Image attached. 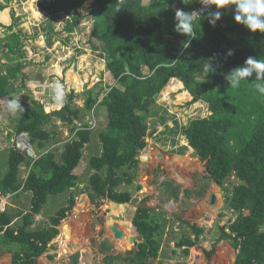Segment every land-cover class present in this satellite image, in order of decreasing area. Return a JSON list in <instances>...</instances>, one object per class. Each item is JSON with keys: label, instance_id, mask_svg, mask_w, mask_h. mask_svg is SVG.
<instances>
[{"label": "trees", "instance_id": "1", "mask_svg": "<svg viewBox=\"0 0 264 264\" xmlns=\"http://www.w3.org/2000/svg\"><path fill=\"white\" fill-rule=\"evenodd\" d=\"M85 3L87 7L82 15L89 10L90 14L86 17L74 15L63 33L72 35L82 19L93 17L88 45L91 39L100 40L103 45L100 52L114 82L105 89L107 92L99 103L100 94L94 95L93 90L84 92V108L93 111L98 105L105 115L107 128L98 134L100 155L89 160L92 174L85 190L89 202L97 205L109 201L116 206L131 202V194L119 192V189L135 183L138 158L146 148L147 133L151 134L148 120L154 118L153 109L166 85L177 81L192 96L191 103L201 101L208 106V117L190 120L182 130L195 157L205 163L207 179L221 189L231 178L237 182L225 202L238 217L218 229V241L227 242L234 251L233 264H264V124L252 127L254 113L251 108L249 113L240 114L238 118L237 112L246 105L244 98L247 95L241 91V85L232 88L227 80L231 71L243 66L248 57L264 60V33H253L237 24L234 5L222 10L221 19L214 26L208 21V13L215 11V7L194 22V35L178 33L175 11L192 12L201 5L200 0H150L147 6L143 0H53L50 7L39 5L38 8L44 12L53 9L59 15L80 9ZM12 5L16 8L18 1L0 0V13L9 10L10 17L9 26H0L7 36L2 49L8 63L0 67V100L9 97L10 88L19 76L23 82L28 81L23 73L27 66L23 60V43L33 37L26 38L17 29L22 19L16 17ZM3 17L1 21L5 23L6 14ZM62 44L68 46L69 37L62 40ZM144 48L151 53L141 63L139 55ZM229 50L233 52L232 56L227 55ZM143 66L149 75H142ZM200 76L205 77V83L198 79ZM21 87L25 89V84ZM74 100L71 91L62 105L48 114L43 105L31 100L23 114L13 119L14 127L7 133L13 139L27 135L28 144L41 152L32 160L26 151H20L13 144L8 150L6 173L0 179V197L20 191L31 195L28 212H18L12 217L6 208L0 213V248H17L15 252L8 250L9 254H14L12 264H36L59 235L57 227L66 229L71 216L67 217L73 209L74 215L80 216L87 208L86 197L81 199L83 205L78 209L75 197L70 195L66 206L59 209L47 225L31 230L35 217L41 214L49 197L76 188L78 177L74 172L84 149L92 141L87 125L76 127L82 112L74 107ZM53 119L68 127L73 136L64 145L59 162L53 153L47 152L48 144L57 137L56 132L47 129ZM22 164L29 171L20 183ZM142 165V170L146 171V164ZM164 187L172 199L179 198L180 187L171 183ZM183 196L188 199L192 192L184 191ZM14 219H21V225L13 227ZM178 222L183 224L182 220ZM132 225L138 236L134 251L126 255H109L105 242L100 247L103 264H150L157 260L160 226L151 211L140 205ZM189 229L193 238L183 236L175 243V248L182 250L186 258L204 233L196 225ZM68 233L72 235L71 229ZM214 255L213 244L210 252H204V257L209 261ZM68 264H78L77 257Z\"/></svg>", "mask_w": 264, "mask_h": 264}, {"label": "rangeland", "instance_id": "2", "mask_svg": "<svg viewBox=\"0 0 264 264\" xmlns=\"http://www.w3.org/2000/svg\"><path fill=\"white\" fill-rule=\"evenodd\" d=\"M17 1L18 5L27 7L29 0ZM36 1L32 5L38 17L33 18L29 22L30 14H25L26 12L21 10L19 6L14 8L16 17L21 18V21H25L27 25L26 31L18 25L17 29L26 38H30L32 34L35 36H32L31 40H25L23 43V60L27 65L23 73L28 77V81L23 82L22 77L19 76L13 87L10 88L9 97L0 100V179L6 173L8 150L11 149L13 144H17L16 139L7 135L14 127L13 119L18 115L8 109L7 105L10 99L19 98L24 110L30 105L31 100H35L43 105L45 113L48 114L53 109L60 107L65 97L72 91L75 97L74 107L79 108L82 112L81 120L76 123V127L87 125L92 134V141L84 149L82 160L74 172L78 177L76 188L63 195L49 197L41 214L35 217L31 230H38L47 225L55 213L66 206L70 195L75 197L78 209L83 205L81 199L86 197L87 208L80 216H75V208L73 209L67 217L71 216L66 229L59 230L60 225L57 227L59 235L49 244L44 256L38 259L36 264H68L73 257H77L78 264H85V262L88 264H103L104 256L100 252V247L105 242L108 243L107 252L109 255H126L133 252L138 236L134 233L132 220L140 205L151 211L152 217L160 226L159 235L157 236L160 243L159 257L150 264H233L235 253L227 242L218 241V229L238 217L237 214L228 209L225 202L230 196L232 187L237 182L231 178L226 181L222 189L218 188L207 179L205 163L196 158L194 153L185 158L180 157L187 151L184 148H180L179 139L183 131H181L182 129L178 131L173 124H169L166 121L167 114L164 107L178 111V114L184 117L186 122L208 117L209 112L208 106L203 102L191 103L193 101L192 96L177 81L173 80L174 83L172 85H166L153 109L154 118L148 120V130L151 127V131L154 132L158 128L164 127L163 123L166 122L167 126L169 125V131L166 130L168 133H163L162 136L155 139H152L147 133L146 148L140 153L138 158L139 167L136 181L131 186L124 185L119 189V192H128L132 196L129 204L118 205L122 207L121 216L113 211L110 213L111 202L109 201H103L97 205H92L89 202L85 194L89 177L92 174L89 160L100 155L101 146L98 141V134L105 132L107 128L105 115L98 105L93 111H87L84 108V92L93 90L94 95L100 94L99 103L104 93L107 92L105 89L112 86L114 82L107 73L105 59L100 52L103 47L100 40L97 38L91 39L92 42L88 45L93 17L82 19L72 35L62 34L64 25L69 23L68 21L74 15L84 14L87 4L85 3L82 8L73 12L56 15L51 8L49 12L41 11L38 8L39 5L44 6L42 4L44 0ZM149 2L150 0H143V4L146 6ZM88 12L82 17L88 16L90 10ZM2 18H4L3 12L0 14V26L5 25L1 22ZM47 18L48 23L56 31L61 30V33H54L55 36L58 35L59 37L56 38L53 34H50V30L44 27ZM45 31L49 32L44 34ZM67 37H69V45L63 47L62 40ZM47 38L49 42H47ZM57 39H59L58 41H60L62 46L59 45ZM6 41V33L0 28V67L5 65L7 61L5 59L6 54L2 49V45ZM41 47H44L43 50ZM93 48L96 50H92ZM45 51L51 54L49 55L51 58L49 56V58H46L42 54ZM150 53L148 49L144 48L139 55L140 62L142 63L143 61L144 63ZM39 55L43 59L39 60L37 58ZM79 57H88L91 67L86 68V65H84V68L80 70L77 65V58ZM9 64L11 65L12 63ZM86 71H89L88 84L81 91H74L68 86L66 79L70 72L76 75H83V72ZM141 73L143 76L149 75L148 69L144 66L141 67ZM198 79L201 82H206L203 76ZM23 83L25 84V89L21 87ZM100 83L103 84L100 85ZM256 83L259 82L256 81L255 73L247 78V82H241V91L246 93L245 96L247 95L246 97L242 96L245 97L244 104L246 105L243 106L240 113L237 112V116L240 118V114L249 113L251 108L254 113L251 121L253 128L258 124H264V95L257 91ZM57 84L61 88L54 95L53 87ZM47 129L57 133V137L48 144L47 152L53 153L59 162L64 145L71 141L73 136L68 127L54 119L47 126ZM178 148L180 149L177 150ZM32 150L36 157L41 154L36 149L32 148ZM172 150L175 151L169 153ZM142 163L146 164V171L142 170ZM200 163L203 165L204 172ZM28 171L29 168L22 164L19 174L20 183L25 180ZM168 183H171L174 187H180L181 194L177 200L172 199L169 191H166L164 186ZM184 191L192 192V196L188 199L184 198ZM211 198L216 200L213 205L210 204ZM30 199L31 195L29 193L21 191L10 195L7 200L9 214L14 217L18 212H28ZM188 217L191 218L189 222H187ZM208 219H210L209 222ZM179 220H182L183 224H180ZM197 220L201 222L199 226L197 225ZM19 225H21V219H14L13 227ZM112 225H115L123 233V239L115 240L113 238L110 232V226ZM191 225L202 228L204 233L200 237L199 244L190 250L189 257L186 258L182 250L175 248V243L183 236L193 238L189 229ZM70 229L72 235L68 233ZM132 238H134V245L130 243ZM213 244L215 245V255L209 261H206L204 252H210ZM16 249L15 246L0 248V263L5 264V260L8 257H13L14 254H9L8 250L15 252ZM33 263L35 264V262Z\"/></svg>", "mask_w": 264, "mask_h": 264}, {"label": "clouds", "instance_id": "3", "mask_svg": "<svg viewBox=\"0 0 264 264\" xmlns=\"http://www.w3.org/2000/svg\"><path fill=\"white\" fill-rule=\"evenodd\" d=\"M205 8L215 7V11L208 13V21L211 25H215L221 19L222 10L230 6H235L234 19L237 24L244 25L250 32L264 33V0H200ZM198 17H202L200 12H186L182 9L175 11V30L185 36L194 35L193 25ZM232 56L231 50L227 53ZM206 69L210 70L207 63ZM256 74V89L264 95V60L248 57L243 66L234 68L227 76L230 87L238 88L242 81L247 82V78ZM61 86L54 85V95L59 92ZM8 109L15 114H23L24 108L19 102V98L10 99L8 101Z\"/></svg>", "mask_w": 264, "mask_h": 264}, {"label": "bare ground", "instance_id": "4", "mask_svg": "<svg viewBox=\"0 0 264 264\" xmlns=\"http://www.w3.org/2000/svg\"><path fill=\"white\" fill-rule=\"evenodd\" d=\"M34 2H37L36 0H29L27 2V7H25L24 5H18L21 10L25 11L26 13L25 14H30L31 17L29 18L28 22L30 20H32L33 18H36L38 17L35 13V8L34 6L32 5ZM19 27L23 28L24 31H26V28H27V25L25 24V21H20L18 24H17ZM42 54H47V55H51L49 52H44ZM37 58L40 59H43L41 58V55H39ZM77 65L79 66V69L82 70L84 68V65H86V68H90L91 67V62L90 60L88 59V57H79L77 58ZM39 62V61H38ZM85 68V69H86ZM84 74L83 75H76V74H73V73H69L68 77H67V83H68V86L72 89H74V91H81L85 85L88 84V76H89V71H86V72H83ZM172 106V105H171ZM165 111H166V114H167V120L169 122V124H173L177 129L178 131L179 130H183L185 127H186V120L184 117H181L179 114H178V111H175L174 109H171V108H168V107H164ZM166 119V118H165ZM167 122V123H168ZM154 123V122H153ZM152 123V124H153ZM164 127H160L158 128L157 130H155L154 132H152L150 130V137L152 139H155V138H158L160 136L163 135V133H168L166 132L169 131V128L165 123H163ZM181 130V131H182ZM170 133V132H169ZM177 133V132H176ZM174 134H175V131H174ZM167 135V134H166ZM171 137V136H170ZM158 140V139H157ZM167 140V139H166ZM180 143H181V147L180 148H184V150H187L185 151V154L180 157H188L190 156L192 153H193V150L189 147L188 143L186 142L185 138H184V135L181 134L180 136ZM171 141V140H170ZM177 141V140H176ZM164 142V141H163ZM175 145V144H174ZM164 146V145H163ZM20 147L23 148V149H26L27 148V140L25 139L24 141H21L20 143ZM180 148H178L177 150H179ZM169 151V150H168ZM173 151L175 150H172L171 152L169 153H173ZM175 155H180V154H175ZM144 158V157H143ZM144 160V159H143ZM117 204L111 202L110 203V206H111V211L115 212L116 214L120 215L121 216V211H122V207L120 206H116ZM69 226V225H68ZM111 227H116L115 225H112L110 226V232H111ZM116 229H118L116 227ZM119 230V229H118ZM120 231V230H119ZM121 232V231H120ZM122 233V232H121ZM135 233V231H134ZM112 234V232H111ZM123 234V233H122ZM113 236V235H112ZM123 238H124V235H123ZM122 238V239H123ZM121 240V239H120ZM5 264H12V258L11 257H8L6 260H5ZM85 264H88L87 262H85Z\"/></svg>", "mask_w": 264, "mask_h": 264}, {"label": "built area", "instance_id": "5", "mask_svg": "<svg viewBox=\"0 0 264 264\" xmlns=\"http://www.w3.org/2000/svg\"><path fill=\"white\" fill-rule=\"evenodd\" d=\"M214 6H212V7H210V8H205L202 4L198 7V8H196L194 11H196V12H200L202 15L203 14H205L206 12H209L212 8H213ZM199 19V17L196 19V20H198ZM21 136V135H20ZM24 138L22 139V140H20V139H18V138H16V147H17V149H19L20 151H26V153H27V155H28V157L30 158V159H32V160H35L36 159V156L34 155V152L31 150V149H29L28 148V137H27V135H24L23 136ZM27 140V148L26 149H23V148H21L20 147V143H21V141H24V140ZM27 177V176H26ZM26 177H25V179H26ZM10 196H7V197H0V213H3V212H5V210H6V208H7V200H8V198H9Z\"/></svg>", "mask_w": 264, "mask_h": 264}, {"label": "crops", "instance_id": "6", "mask_svg": "<svg viewBox=\"0 0 264 264\" xmlns=\"http://www.w3.org/2000/svg\"><path fill=\"white\" fill-rule=\"evenodd\" d=\"M42 4L45 6V7H50L52 4H53V0H49V1H47V0H44V1H42ZM12 8H13V6H12ZM13 10L15 11V9L13 8ZM42 11V10H41ZM47 12H49V11H47ZM2 13V12H1ZM0 13V14H1ZM4 14H6V17H7V23L5 22H2L3 24H5L4 26H9L10 25V17H9V10H7V11H4L3 12V16H4ZM69 22V21H68ZM45 25H44V27L46 28V29H48V30H50V34H53V33H61V30H59V31H56L54 28H53V26L50 24V23H48V18L45 20V23H44ZM65 26V25H64ZM63 31V30H62ZM62 34H63V32H62ZM38 35V34H37ZM48 35V34H47ZM54 35V34H53ZM32 36H35V35H31V37ZM55 36V35H54ZM56 38L57 37H59L58 35L57 36H55ZM27 38H29V37H27ZM41 38V37H40ZM59 39H57V41H58ZM47 42H49V39L47 38ZM59 42V45L60 46H62L61 44H60V41H58ZM63 47H65L64 45H63ZM43 48L44 47H41V49L43 50ZM86 48H88V47H86ZM45 55V57L47 58L49 55H47V54H44ZM44 57V58H45ZM50 58H51V56H49ZM48 57V58H49ZM174 82L173 81H170V85H172ZM168 84V85H169ZM1 264V263H0Z\"/></svg>", "mask_w": 264, "mask_h": 264}, {"label": "water", "instance_id": "7", "mask_svg": "<svg viewBox=\"0 0 264 264\" xmlns=\"http://www.w3.org/2000/svg\"><path fill=\"white\" fill-rule=\"evenodd\" d=\"M23 136H24V135L19 136L18 139L22 140V139L24 138ZM28 148L32 150L30 144H28ZM141 166H143V165L141 164ZM207 175H208V174H207ZM215 202H216L215 198H211V199H210V204H211V205H213ZM189 221H191V218H190V217H188V219H187V222H189ZM209 221H210V219H208V222H209ZM198 223H201V222H198ZM197 225L199 226V224H197ZM191 226H193V225H191ZM133 228H134V230H135V234H136V228H135L134 226H133ZM111 232H112L113 238H114L115 240H120V239L123 238V234H122L118 229H116V227H111ZM130 243H131L132 245H134V238H132V239L130 240Z\"/></svg>", "mask_w": 264, "mask_h": 264}]
</instances>
